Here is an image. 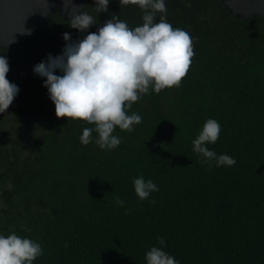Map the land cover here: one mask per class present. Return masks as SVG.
Masks as SVG:
<instances>
[{
  "label": "trees",
  "instance_id": "1",
  "mask_svg": "<svg viewBox=\"0 0 264 264\" xmlns=\"http://www.w3.org/2000/svg\"><path fill=\"white\" fill-rule=\"evenodd\" d=\"M165 3L167 22L190 35L194 55L178 87L132 104L128 114L142 122L115 129L118 148L101 150L95 132L82 145L83 129L94 125L57 118L37 75L16 84L12 117L0 113V234L40 243L34 264H146L157 237L179 264H264V20L236 18L220 0ZM93 7L88 0L84 11L97 24L85 33L53 12L37 36L0 48L7 77L31 50L39 63L60 55L65 33L82 40L112 15L132 29L143 24L135 4ZM208 119L221 125L209 149L234 166L209 170L193 151ZM141 175L159 188L144 201L133 188Z\"/></svg>",
  "mask_w": 264,
  "mask_h": 264
},
{
  "label": "clouds",
  "instance_id": "2",
  "mask_svg": "<svg viewBox=\"0 0 264 264\" xmlns=\"http://www.w3.org/2000/svg\"><path fill=\"white\" fill-rule=\"evenodd\" d=\"M93 2L95 12L108 11L110 0ZM120 3L137 5L144 13L143 24L132 29L112 15L82 40L73 42L65 33L62 53L55 57L49 54L46 61L33 68L34 74L44 79L43 87L55 106L56 117L94 125L83 129L80 142L85 146L92 143L95 132V143L107 151L121 144V139L114 134L116 128L132 132L142 122L139 114H128L132 104L150 90L159 94L164 89L178 87L194 55L190 35L167 22L165 0H120ZM64 5L75 9L69 14L70 28L85 33L97 24L98 16L84 11L73 0H64ZM158 13L159 22H155ZM9 70L8 60L0 55V113L9 108L19 93L18 86L6 78ZM57 71L61 75L55 74ZM220 131L219 122L208 119L192 142L193 151L202 157V163L209 165V170L213 162L217 168L236 164L233 157L217 155L208 147L217 142ZM133 188L140 201L148 200L152 193L159 191L152 180H145L142 175L133 180ZM115 203L125 206L119 197ZM157 241L160 247L153 246L146 252V264H179L162 250L165 240L157 237ZM42 255L40 243L15 233L0 234V264H34Z\"/></svg>",
  "mask_w": 264,
  "mask_h": 264
},
{
  "label": "water",
  "instance_id": "3",
  "mask_svg": "<svg viewBox=\"0 0 264 264\" xmlns=\"http://www.w3.org/2000/svg\"><path fill=\"white\" fill-rule=\"evenodd\" d=\"M73 2L85 10L88 0ZM220 4L241 20H264V0H220ZM74 11L71 5L65 7L64 0H0V48H16L37 36L53 12L68 22Z\"/></svg>",
  "mask_w": 264,
  "mask_h": 264
},
{
  "label": "rangeland",
  "instance_id": "4",
  "mask_svg": "<svg viewBox=\"0 0 264 264\" xmlns=\"http://www.w3.org/2000/svg\"><path fill=\"white\" fill-rule=\"evenodd\" d=\"M31 53H32V50L30 51L29 58H27L26 60L22 57L23 60H21V63L19 65L17 72L10 71L11 77L10 78L6 77L10 83H14L15 85L23 84L25 80L31 81L32 78L36 76L33 72V68L34 66L39 64V61H38L39 58H37L36 60H32L33 55H31ZM17 104H18V101L14 99L13 103L9 106V108L4 113H1V114L8 115V113L11 112L9 116L12 117L16 109L15 106Z\"/></svg>",
  "mask_w": 264,
  "mask_h": 264
},
{
  "label": "flooded vegetation",
  "instance_id": "5",
  "mask_svg": "<svg viewBox=\"0 0 264 264\" xmlns=\"http://www.w3.org/2000/svg\"><path fill=\"white\" fill-rule=\"evenodd\" d=\"M256 18H258V17H256ZM253 19H255V18H253ZM262 19V18H261ZM249 20V19H248Z\"/></svg>",
  "mask_w": 264,
  "mask_h": 264
}]
</instances>
